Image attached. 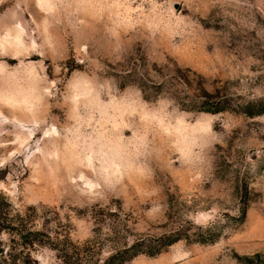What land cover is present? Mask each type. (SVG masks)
<instances>
[{
  "label": "rangeland",
  "instance_id": "374dc122",
  "mask_svg": "<svg viewBox=\"0 0 264 264\" xmlns=\"http://www.w3.org/2000/svg\"><path fill=\"white\" fill-rule=\"evenodd\" d=\"M0 196L17 264H264V0H0Z\"/></svg>",
  "mask_w": 264,
  "mask_h": 264
},
{
  "label": "trees",
  "instance_id": "16d2710c",
  "mask_svg": "<svg viewBox=\"0 0 264 264\" xmlns=\"http://www.w3.org/2000/svg\"><path fill=\"white\" fill-rule=\"evenodd\" d=\"M201 110L206 111H217L220 107L203 106L199 107ZM3 196H0V232L3 230L15 229L20 237H23L24 242L32 243L36 240L35 237L28 239L29 234H35L37 230H29L13 225L11 223H6V217L3 214V203H7ZM201 230V235L199 240L202 242H212L219 237L220 230L217 229L214 223L209 225H196ZM185 229H176L173 231L162 233L157 237L151 239L148 247H140L139 242H134L128 246H124L120 249L115 250L113 253L109 254L103 261L93 260L89 261L87 258V249L90 246L85 244L83 247H70L68 245H62L58 247L57 245H51L52 248L58 250V256L60 259L59 264H124L127 260L133 258L140 252H145L147 254H156L160 252L164 247L170 245L174 241L185 236ZM17 259L14 253L6 252L4 250L3 244L0 242V264H17ZM246 264H253L249 260Z\"/></svg>",
  "mask_w": 264,
  "mask_h": 264
}]
</instances>
